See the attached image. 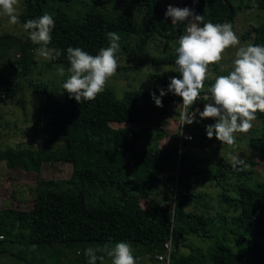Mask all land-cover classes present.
<instances>
[{
	"label": "trees",
	"instance_id": "1",
	"mask_svg": "<svg viewBox=\"0 0 264 264\" xmlns=\"http://www.w3.org/2000/svg\"><path fill=\"white\" fill-rule=\"evenodd\" d=\"M55 1L58 0H25L19 13L21 23L47 13V8L56 4ZM234 1L243 0H201L197 13L205 21L232 24L239 8ZM248 1L264 10V0ZM80 2L81 8L76 13L75 10L70 13L64 4L50 8L48 14L53 16L55 27L49 47L61 49L62 54L56 60H48L47 66L56 64L67 69L70 65L66 49L69 46L97 54L100 48L109 45V32L119 35L120 47L124 49L122 40L137 33L141 24L143 31L136 45L138 52H143L150 38L156 34L162 36L173 46L166 54L153 56L151 62L171 68L150 74L158 82L157 87L128 90L121 98L116 97L113 89L105 88L95 100L79 104L65 93L63 81L49 83L31 79L35 64L32 50L38 45L20 41L8 33L1 34L0 47L9 42L17 43L19 54L15 59H0V103L22 91L23 82H26L43 98L34 118V123L40 124L42 145L54 142L59 146L0 149V162L4 161L8 169L23 172H39L42 163L47 161L71 162L72 173L66 180H36L31 208L0 209V236H10L15 231V237L24 239L27 244L43 246L126 241L147 253L153 262L171 235L169 264H205V257L211 264H245L248 258L241 243L247 240L253 256L259 264H264V244L261 243L264 240V180L250 181L251 170L235 171L227 159L218 160L216 168L198 166L195 158L180 149L188 140L176 139L169 147L156 143L165 135L162 116L173 112L180 116V109L171 106L173 103L182 106V98L168 92L162 97L163 107H157L150 93L155 91L159 95V87L167 89L170 77H179L175 49L186 23L175 26L167 23L159 0ZM113 6L117 10L108 12L107 8ZM251 33L254 34L252 43L264 44V22L252 26ZM143 63L145 60L136 66L118 63V69L128 70ZM205 93L202 91L201 97ZM205 103L201 99L192 107ZM256 115L264 119V113ZM141 122L146 123L144 131L156 136L154 143L141 141L143 130L111 125ZM195 137H199L201 145H205L203 139L208 138L206 132L195 133ZM249 146L264 156V134L251 138ZM230 179L236 180L235 197L229 196L225 189L218 192V196L227 208L219 205V210L231 211V214L219 210L211 214L204 194L194 191L193 185L209 183L219 187ZM167 182H172V186L170 193H162L163 203L139 205L158 185L166 187ZM229 201H233L230 208ZM196 204L205 206L204 210L196 211ZM6 218L12 221L7 223ZM216 222L221 224L219 229L235 234L238 246L218 239L205 253L192 248L190 237H211L210 230ZM181 246L190 248L184 252ZM133 255L137 264H141V254L134 252ZM82 259L86 263L87 258Z\"/></svg>",
	"mask_w": 264,
	"mask_h": 264
},
{
	"label": "rangeland",
	"instance_id": "2",
	"mask_svg": "<svg viewBox=\"0 0 264 264\" xmlns=\"http://www.w3.org/2000/svg\"><path fill=\"white\" fill-rule=\"evenodd\" d=\"M25 0H20V4L17 8L18 14L22 10V6ZM81 0H67L65 3L61 0L55 1L56 4H51L47 8V13L57 7L58 4H64L65 8L72 13H76L81 8ZM168 0H159L161 4H165ZM234 5L239 7L236 11V15L232 22V26L236 34L240 37L241 44H247L253 42L254 34H249V30L252 26L258 25L264 22V10L255 7L254 3L248 0L234 1ZM108 12H115L116 6L108 7ZM143 26L139 25V31L135 34L129 35L127 39L123 41V48L120 47L117 53L118 63L122 65H137L141 60H145V63L135 68L128 70L117 69V73L114 77L110 78L106 88L114 90L117 98H121L128 90L146 89L150 87H157L158 82L150 77V74L161 73L165 69H170L169 65H158L151 62V58L156 55L166 54L173 46L170 40L163 38L162 36L155 35L150 38L144 45L143 52H138L136 45L139 44L142 38ZM8 33L17 38L20 41L33 44L28 38L27 32L23 30V24L12 25L8 21V17L0 12V35ZM33 48V59L35 64L33 65V71L31 79L35 82H49L60 83L67 78V72L65 76H61L59 69L61 65L54 64L52 67L47 66L43 57L39 56ZM235 48H229L224 53V59L219 64L209 65V79L205 81V89L203 92H207V88L211 85L209 81H214L215 75H226L232 70V60L234 58ZM18 46L17 43L9 42L5 46L0 47V59L9 60L18 58ZM64 77V78H63ZM23 90L20 91L13 98L8 99L0 103V149H6L9 147L14 148H46L52 149L58 147L57 143L51 142L49 144L42 145L40 124L34 123L35 116L38 115V108L43 98L34 93L23 82ZM203 105L192 107V112L196 108L203 110ZM172 108H179L182 112V106L173 103ZM165 123L162 128L165 130V135L162 139L156 141V136L150 135L144 131L145 122L138 124L130 123H111L113 127L118 126H130L136 130H143L141 141L146 143H154L160 147H169L174 140H180L179 133L181 129L186 131L192 136V139L188 140L186 144L180 146L181 151H186L190 157L195 158L194 163L198 166H205L207 168H216V162L221 159L228 160V153H239L242 158L247 161L250 167L247 170H251L250 181H263L264 180V156L252 150L249 146V140L253 137H258L264 134V119L258 118L253 122V128L250 132L236 133V145L228 146L222 144L219 140L213 136V138L203 139L205 145H201V140L195 137V133L200 135V132L205 131V125L212 124L215 121L206 118L201 119L199 113H196V121L192 124H182L181 117L177 113H169L162 116ZM252 161L253 164L249 163ZM72 173V163L63 161H47L43 162L39 172H23L21 170L8 169L4 161L0 162V209L16 208V209H29L33 205V194L36 180L41 179H54V180H66ZM163 175H167L166 172ZM236 180L230 179L226 183H222L219 187L213 184L195 183L193 185L194 191H201L204 194L205 204L210 206V213L215 214L219 210V205L225 206V203L219 200L218 192L222 189L227 190V194L231 197H235ZM166 187L158 185L156 191L152 193L148 199H142L139 205L142 207L148 206V204H160L163 203L162 193L167 191L170 193L172 182H167ZM29 202V203H28ZM233 201L227 203L230 208ZM205 206L196 204L194 209L196 211H203ZM227 209V208H226ZM222 213L231 214V211L219 210ZM6 222H11V218H6ZM220 223H215L211 232V237L201 239L197 237H190L192 241V248L206 252L207 248L215 245L218 239H222L225 243L235 244L238 246V241L235 238L233 232H227L219 229ZM15 231L12 235L2 237L0 236V264H88V257L85 256V249L88 247L104 249L105 247L111 248L115 244L113 243H93V242H73L68 246L63 244H54L52 246H43L38 244H27L24 239L15 237ZM222 236V238H221ZM186 242H189L186 240ZM247 240L241 243V247L247 254V262L245 264H259V260L251 253ZM264 244V240L261 241ZM189 244V243H187ZM132 252H138L141 254V264H160L155 260L152 262L150 256L141 251L140 248L131 246ZM190 246H181V250L187 252ZM105 256L104 264H111V258H109L105 252L101 251ZM158 254V253H157ZM87 258L86 263L82 259ZM205 264H211L209 259L205 257ZM100 264V262H97Z\"/></svg>",
	"mask_w": 264,
	"mask_h": 264
},
{
	"label": "clouds",
	"instance_id": "3",
	"mask_svg": "<svg viewBox=\"0 0 264 264\" xmlns=\"http://www.w3.org/2000/svg\"><path fill=\"white\" fill-rule=\"evenodd\" d=\"M19 4L20 0H0V12L8 17L12 25L21 23L17 12ZM165 17H170L174 26L186 23L185 32L179 36L175 49V64L180 75L170 77L167 89L159 87V95L152 91L151 98L157 107H163L162 97L168 92L181 97L183 125L198 122L196 113H199L201 119L215 121L205 125L209 139L215 136L222 144L235 146V134L250 132L257 112L264 113V44L242 45L230 22L205 21L201 14L190 7L169 4ZM54 27L55 20L48 13L23 22V30L27 32L28 38L39 46L35 51L45 60H56L62 54L61 49L49 47ZM107 35L110 38L109 45L100 48L95 55L80 47L69 46L66 49L70 66L59 69L61 76L67 72L62 88L69 98H74L79 104L95 100L117 73L120 37L115 32ZM229 48L236 49L232 70L226 75H215L214 82L201 97L205 81L209 79V65L219 64ZM201 99L206 101L203 110L196 108L194 112H189ZM228 161L235 171H246L250 167L239 153L229 152ZM101 251L111 258V264H137L131 245L126 241L117 242L111 248L88 247L84 252L88 264H97V261L104 264L105 256L97 254Z\"/></svg>",
	"mask_w": 264,
	"mask_h": 264
},
{
	"label": "built area",
	"instance_id": "4",
	"mask_svg": "<svg viewBox=\"0 0 264 264\" xmlns=\"http://www.w3.org/2000/svg\"><path fill=\"white\" fill-rule=\"evenodd\" d=\"M179 1L181 2L183 7H190L194 9L195 12L197 13L201 0H179ZM182 110H183V105H182ZM179 135H180V138H179L180 141L192 139V136L182 129ZM171 251H172V247H171V235H170V239L164 244V250L161 253H158L155 255L156 261L159 262L160 264H169L170 257H171Z\"/></svg>",
	"mask_w": 264,
	"mask_h": 264
},
{
	"label": "crops",
	"instance_id": "5",
	"mask_svg": "<svg viewBox=\"0 0 264 264\" xmlns=\"http://www.w3.org/2000/svg\"><path fill=\"white\" fill-rule=\"evenodd\" d=\"M169 4H172L174 7H183L179 0H168L165 4L162 5L164 17H165L166 8ZM165 20L167 21V23H171L170 17L168 18L165 17Z\"/></svg>",
	"mask_w": 264,
	"mask_h": 264
},
{
	"label": "bare ground",
	"instance_id": "6",
	"mask_svg": "<svg viewBox=\"0 0 264 264\" xmlns=\"http://www.w3.org/2000/svg\"><path fill=\"white\" fill-rule=\"evenodd\" d=\"M29 203V202H28Z\"/></svg>",
	"mask_w": 264,
	"mask_h": 264
}]
</instances>
